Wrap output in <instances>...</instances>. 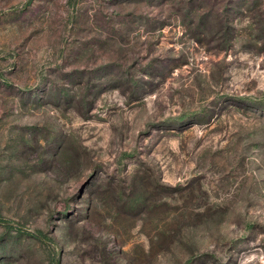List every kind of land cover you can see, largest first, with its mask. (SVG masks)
Wrapping results in <instances>:
<instances>
[{
  "label": "rangeland",
  "instance_id": "374dc122",
  "mask_svg": "<svg viewBox=\"0 0 264 264\" xmlns=\"http://www.w3.org/2000/svg\"><path fill=\"white\" fill-rule=\"evenodd\" d=\"M0 264H264V0H0Z\"/></svg>",
  "mask_w": 264,
  "mask_h": 264
}]
</instances>
